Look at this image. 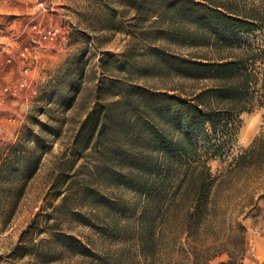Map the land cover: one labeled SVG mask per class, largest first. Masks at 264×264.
I'll list each match as a JSON object with an SVG mask.
<instances>
[{
  "label": "rangeland",
  "instance_id": "374dc122",
  "mask_svg": "<svg viewBox=\"0 0 264 264\" xmlns=\"http://www.w3.org/2000/svg\"><path fill=\"white\" fill-rule=\"evenodd\" d=\"M192 1L208 5L229 0ZM145 13L148 5L136 13L133 0H0V264H98L70 255L63 243L53 240L50 229L75 237L104 260L152 264L133 241L103 239L73 216L109 219L114 212L99 198L120 200L126 214L113 221L119 229H133L141 214L136 194L89 174L94 160L90 150L79 160H68L75 133L102 83L103 101L110 80L132 81L179 99L212 85L209 80L139 71L151 65L148 46L184 58L216 57L204 48L163 40L157 33L166 28V20L157 16L143 23ZM238 42L264 49V30L240 36ZM124 55L133 56L137 68H130ZM108 56L115 59L102 62ZM207 131L211 147L200 139L195 142L200 141L198 153L218 177L264 133V110L224 118L215 134ZM85 176L91 196H73L57 209L69 192L85 189ZM217 200L218 210L203 225L196 244L184 238L183 250L167 247L153 263L221 264L231 259L232 264H264V171L227 179ZM27 230L23 241L34 244L32 253L14 255Z\"/></svg>",
  "mask_w": 264,
  "mask_h": 264
},
{
  "label": "trees",
  "instance_id": "16d2710c",
  "mask_svg": "<svg viewBox=\"0 0 264 264\" xmlns=\"http://www.w3.org/2000/svg\"><path fill=\"white\" fill-rule=\"evenodd\" d=\"M142 4L148 5L143 23L157 16L166 20V28L157 33L163 40L180 47L204 48L216 57L184 58L148 46L145 50L150 53L151 65L139 71L174 74L196 82L209 80L212 85L190 99H179L132 81L110 80L103 101L102 83L95 104L75 133L68 160H79L90 150L94 160L89 174L93 172L99 181L136 194L141 204L140 217L130 230L119 229L113 221L126 214V204L120 200L99 198L114 212L109 219L73 216L103 239L133 241L140 255L154 264L167 247L183 250L184 238L187 244L199 241L203 225L218 210L217 196L227 179L249 170L264 171L263 132L218 177L198 153L200 141L195 142L200 139L211 147L208 128L215 134L224 118L264 110V49L238 42L240 36L264 30V0L208 5L192 0H133L136 13ZM137 18L135 15L134 20ZM123 57L130 68H137L133 56ZM108 58L115 59L108 56L102 62ZM107 73L111 76L112 72ZM87 179H83V191L75 188L56 208H63L73 196H91ZM50 231L53 240L63 243L72 256L98 264H127L119 259L104 260L75 237ZM28 232L21 235L14 255L32 253L34 244L23 241ZM221 264H232V260Z\"/></svg>",
  "mask_w": 264,
  "mask_h": 264
}]
</instances>
